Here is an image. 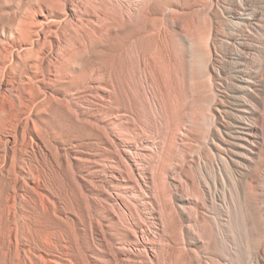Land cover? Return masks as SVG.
Returning a JSON list of instances; mask_svg holds the SVG:
<instances>
[{"label": "bare ground", "instance_id": "6f19581e", "mask_svg": "<svg viewBox=\"0 0 264 264\" xmlns=\"http://www.w3.org/2000/svg\"><path fill=\"white\" fill-rule=\"evenodd\" d=\"M0 264H264V0H0Z\"/></svg>", "mask_w": 264, "mask_h": 264}, {"label": "rangeland", "instance_id": "374dc122", "mask_svg": "<svg viewBox=\"0 0 264 264\" xmlns=\"http://www.w3.org/2000/svg\"><path fill=\"white\" fill-rule=\"evenodd\" d=\"M202 28H205V25L204 26L202 25Z\"/></svg>", "mask_w": 264, "mask_h": 264}]
</instances>
